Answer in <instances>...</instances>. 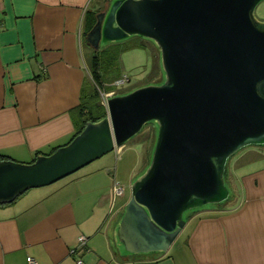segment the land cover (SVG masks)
Returning <instances> with one entry per match:
<instances>
[{
    "label": "water",
    "instance_id": "1",
    "mask_svg": "<svg viewBox=\"0 0 264 264\" xmlns=\"http://www.w3.org/2000/svg\"><path fill=\"white\" fill-rule=\"evenodd\" d=\"M261 0H110L86 41L133 35L160 48L162 79L107 97V114L32 161L0 158V203L55 182L154 126L148 163L115 224L122 254L166 252L192 212L234 195L229 159L264 145Z\"/></svg>",
    "mask_w": 264,
    "mask_h": 264
},
{
    "label": "crops",
    "instance_id": "2",
    "mask_svg": "<svg viewBox=\"0 0 264 264\" xmlns=\"http://www.w3.org/2000/svg\"><path fill=\"white\" fill-rule=\"evenodd\" d=\"M109 2L0 0L3 158L32 161L73 136L83 91L89 93L87 82L94 84L93 48L85 33L88 13L106 9ZM118 147L123 151V144ZM134 151L140 157V150ZM261 157L264 151L253 161ZM111 159L104 156L100 165L83 166L0 203V264H27L30 255L39 264H79L78 257L80 264H264V164L244 172L229 169L233 199L192 212L179 235L185 245L137 255L122 254L114 239L129 198L122 200L126 189L114 195V182H121L123 174L118 164L117 170L108 167ZM82 234L85 248L72 252Z\"/></svg>",
    "mask_w": 264,
    "mask_h": 264
},
{
    "label": "rangeland",
    "instance_id": "3",
    "mask_svg": "<svg viewBox=\"0 0 264 264\" xmlns=\"http://www.w3.org/2000/svg\"><path fill=\"white\" fill-rule=\"evenodd\" d=\"M255 13L258 17L264 19V0L259 2L255 9ZM98 52L100 54L102 72L104 73V80L107 83V87H114V89L105 91L103 93V101L105 103L107 102V97L111 94L122 93L141 84L162 79L163 74L160 63V48L153 40L149 38L135 35L122 41H110L104 46L100 47ZM124 75H126L128 78L121 84L117 83V78H120ZM94 85H96L95 81ZM94 85L92 86V83L87 82L86 91L89 93L92 92ZM153 140L154 126L151 123H147L140 132L123 144V151H118L117 148L119 147H116L101 157L94 159L85 166L96 164L100 165L103 162L101 160L104 158V156H111V164H109L108 167H112L114 170L118 164V171L120 175L123 174V179L120 181L126 184L127 190L126 195L122 197V200L123 198L128 199L131 194V179L134 178L135 175L139 173L148 163ZM134 147L137 149V152L140 150V157L134 151ZM126 151L129 152V155L127 154L122 160ZM262 151H264V145H249L243 147L233 156H231L227 167V178L230 183L232 181L229 179V169L233 166L236 171L239 170L238 172H244L248 169H253V165L255 166L264 164V157L253 161V156L258 153H262ZM123 161L126 162L124 166H122ZM115 170H117V168ZM131 172L133 175L130 178ZM232 199L233 197H230L227 201L221 203L219 206H224L229 200ZM179 235L174 240L171 247L174 246V244L176 246L185 245V237H179ZM159 253L163 252H150V254ZM184 254L185 251L179 253L177 256L178 260H182V258H184Z\"/></svg>",
    "mask_w": 264,
    "mask_h": 264
},
{
    "label": "trees",
    "instance_id": "4",
    "mask_svg": "<svg viewBox=\"0 0 264 264\" xmlns=\"http://www.w3.org/2000/svg\"><path fill=\"white\" fill-rule=\"evenodd\" d=\"M96 13H97V10H95V9L88 13V16H89V19L87 20L88 26L85 29V33H87V31L95 23ZM133 36H135V35H133ZM119 41H122V40H119ZM104 45H101L100 47H102ZM92 48H93V52H92L91 58H90V71H91V76H92L93 82L95 81L96 85L93 84L94 85L93 90H92V92H90L88 94H86L85 91H83L81 102L77 108L79 113H80L81 121H80V124L77 123L78 125H77L76 131L73 134V136L75 134H77L84 127L87 120H89V119L96 120V119H99V118H101L107 114V105L103 101V93L105 91H110V90L114 89V87H112V86L107 87V83L104 80L105 76H104V73L102 72L100 54L98 52L99 48H94V47H92ZM159 80H161V79H159ZM159 80H157V81H159ZM109 84H112V83H109ZM93 96H94V98H93ZM55 148H57V146L54 147L53 150ZM53 150H51V151H53ZM0 158H3L1 153H0ZM140 254H142V253H140Z\"/></svg>",
    "mask_w": 264,
    "mask_h": 264
},
{
    "label": "built area",
    "instance_id": "5",
    "mask_svg": "<svg viewBox=\"0 0 264 264\" xmlns=\"http://www.w3.org/2000/svg\"><path fill=\"white\" fill-rule=\"evenodd\" d=\"M128 77L126 75L118 78L116 80L117 83H123ZM125 189H126V186L125 184L123 183H120L118 181H115L114 182V185H113V190H114V195H123L125 193ZM87 244V236L82 234L79 236L78 238V242L77 244L71 249L72 252H75V251H78V250H82L85 248V245ZM27 264H39L38 260L34 257V256H28L27 258ZM83 260L81 257H78L77 258V263H81Z\"/></svg>",
    "mask_w": 264,
    "mask_h": 264
}]
</instances>
